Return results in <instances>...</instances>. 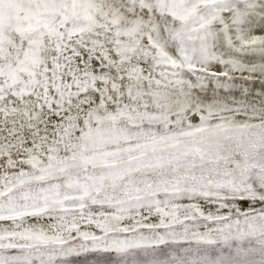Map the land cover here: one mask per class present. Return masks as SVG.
Listing matches in <instances>:
<instances>
[{"label":"snow or ice","instance_id":"1","mask_svg":"<svg viewBox=\"0 0 264 264\" xmlns=\"http://www.w3.org/2000/svg\"><path fill=\"white\" fill-rule=\"evenodd\" d=\"M0 264H264V0H0Z\"/></svg>","mask_w":264,"mask_h":264}]
</instances>
